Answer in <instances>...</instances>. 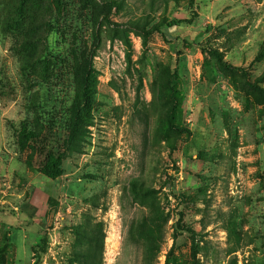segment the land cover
Returning <instances> with one entry per match:
<instances>
[{
  "label": "rangeland",
  "instance_id": "1",
  "mask_svg": "<svg viewBox=\"0 0 264 264\" xmlns=\"http://www.w3.org/2000/svg\"><path fill=\"white\" fill-rule=\"evenodd\" d=\"M0 264H264V0H0Z\"/></svg>",
  "mask_w": 264,
  "mask_h": 264
},
{
  "label": "trees",
  "instance_id": "2",
  "mask_svg": "<svg viewBox=\"0 0 264 264\" xmlns=\"http://www.w3.org/2000/svg\"><path fill=\"white\" fill-rule=\"evenodd\" d=\"M162 32L159 29V26L156 25L154 26L151 30L148 31V33H152V32ZM184 42V46H189L190 43H187L186 41ZM202 50L209 53L217 62V64L219 65L220 68L224 69V70H238V71H243V69L240 66L237 65H233L228 63L227 61L224 60L223 55L216 49L214 48H210V47H202ZM62 160H63V154L62 153H58V154H54V153H48L46 155L43 167H42V173L49 177V178H57L62 174Z\"/></svg>",
  "mask_w": 264,
  "mask_h": 264
}]
</instances>
